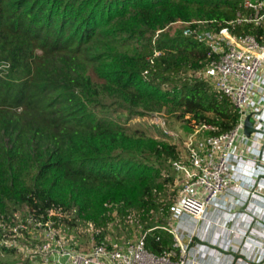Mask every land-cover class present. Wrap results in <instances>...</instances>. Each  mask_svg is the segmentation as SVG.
<instances>
[{
    "label": "trees",
    "instance_id": "16d2710c",
    "mask_svg": "<svg viewBox=\"0 0 264 264\" xmlns=\"http://www.w3.org/2000/svg\"><path fill=\"white\" fill-rule=\"evenodd\" d=\"M243 1L0 0V223L53 207L72 211L70 224L104 229L114 209H134L132 231L162 225L172 201L161 168L177 159L175 146L127 132L113 112L165 109L230 130L238 114L229 100L189 76L212 54L183 27L169 29H218L251 13ZM235 30L264 33L251 23ZM170 242L158 228L145 236L155 253Z\"/></svg>",
    "mask_w": 264,
    "mask_h": 264
},
{
    "label": "built area",
    "instance_id": "2783aa9c",
    "mask_svg": "<svg viewBox=\"0 0 264 264\" xmlns=\"http://www.w3.org/2000/svg\"><path fill=\"white\" fill-rule=\"evenodd\" d=\"M243 5L251 13H237L218 29L200 30L183 22V36L195 38L212 54L189 76L208 82L226 97L238 119L230 130L218 133L212 124H197L193 133L202 131L204 136H189L185 142L188 164L171 161L183 175L166 223L139 232L136 239L120 242L103 237L80 248L56 235L66 211L52 207L36 214L25 208L21 221L15 220L16 215L12 222L0 223L6 247L17 249V233L34 228L46 232L49 240L35 255L40 264H264V207L251 199L255 177L240 183L239 170L242 163H264V33L235 30L245 23L264 24V0H244ZM248 114L253 131L246 136ZM230 191L237 196L230 197ZM240 207L245 210L237 211ZM155 228L171 236L160 253L145 247L146 234Z\"/></svg>",
    "mask_w": 264,
    "mask_h": 264
},
{
    "label": "rangeland",
    "instance_id": "374dc122",
    "mask_svg": "<svg viewBox=\"0 0 264 264\" xmlns=\"http://www.w3.org/2000/svg\"><path fill=\"white\" fill-rule=\"evenodd\" d=\"M184 27L183 22L177 21L170 25V31ZM264 28V24L261 26ZM114 118H116L129 133L144 134L154 139H162L168 141L175 146L177 152V159L183 165L188 164V150L185 142L189 136L196 139H200L204 136V132H198L194 134V128L196 125H192L193 122H186L185 120L174 117L173 114L166 112L165 109L160 111H148L143 115L128 116L126 112L119 109L113 112ZM163 129H167L172 135L164 133ZM175 135V138H172ZM135 158L142 159L141 155L133 154ZM153 162V161H152ZM159 166V162H154ZM162 175L168 177V181L165 185V191L167 197L174 201L176 196V190L178 188V182L181 181L182 172H179L171 161L162 164ZM177 179L176 182L174 180ZM15 216H19L17 221H21L23 216L22 210L15 211ZM74 213L72 211L65 212V219H68L71 223ZM139 214L134 209H129L124 217L120 216L116 209L111 213L113 217L112 221L102 229L96 226L93 222H82L79 219L74 220L73 224L67 223L65 220L61 221V225L56 228V235L64 240H71L75 246L80 248H89L93 241L100 238H107L109 241H126L136 239L139 235V231H132L131 224L138 218ZM169 214L164 217V225L167 221ZM16 251H10L4 249L0 244V261H11L16 264H24L26 262L32 264H40L41 260L35 255L39 250L41 243L48 242L47 233L39 229L29 228L27 231H19L15 236ZM2 238L0 242H2ZM93 238V239H92ZM4 243V242H2ZM52 244V243H51ZM41 249V248H40Z\"/></svg>",
    "mask_w": 264,
    "mask_h": 264
},
{
    "label": "crops",
    "instance_id": "0c3cea01",
    "mask_svg": "<svg viewBox=\"0 0 264 264\" xmlns=\"http://www.w3.org/2000/svg\"><path fill=\"white\" fill-rule=\"evenodd\" d=\"M262 153L264 155V149ZM255 164L252 162H248V163H242L239 165V170L241 172L240 183L250 181L251 177H255V181H252V182H253V188H255L256 190H254V193L251 194V199L252 201L256 200L259 205L258 207L263 208L264 207V187L262 186V184H264V163H261L260 165L259 163H255ZM258 177H260V179H259V182L257 183L256 179H258ZM236 194L237 193H235V191L229 192L230 197H235L237 196ZM243 210H245L244 207H240L237 209V211H240V212H243ZM252 227L256 228L255 226H252Z\"/></svg>",
    "mask_w": 264,
    "mask_h": 264
},
{
    "label": "water",
    "instance_id": "95a60500",
    "mask_svg": "<svg viewBox=\"0 0 264 264\" xmlns=\"http://www.w3.org/2000/svg\"><path fill=\"white\" fill-rule=\"evenodd\" d=\"M243 131L246 136H249L250 133L253 131L252 122L250 121L249 114L245 117Z\"/></svg>",
    "mask_w": 264,
    "mask_h": 264
}]
</instances>
